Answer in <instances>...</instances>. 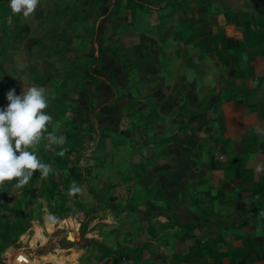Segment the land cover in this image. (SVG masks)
I'll use <instances>...</instances> for the list:
<instances>
[{"label":"rangeland","instance_id":"374dc122","mask_svg":"<svg viewBox=\"0 0 264 264\" xmlns=\"http://www.w3.org/2000/svg\"><path fill=\"white\" fill-rule=\"evenodd\" d=\"M107 2L0 0V264H143L208 156L222 0H119L95 38Z\"/></svg>","mask_w":264,"mask_h":264},{"label":"crops","instance_id":"0c3cea01","mask_svg":"<svg viewBox=\"0 0 264 264\" xmlns=\"http://www.w3.org/2000/svg\"><path fill=\"white\" fill-rule=\"evenodd\" d=\"M216 15L231 66L210 108L216 136L198 171L185 166L183 214L151 224L143 264H264V0H222Z\"/></svg>","mask_w":264,"mask_h":264},{"label":"trees","instance_id":"16d2710c","mask_svg":"<svg viewBox=\"0 0 264 264\" xmlns=\"http://www.w3.org/2000/svg\"><path fill=\"white\" fill-rule=\"evenodd\" d=\"M119 0H108L107 4L104 5L103 7V11H102V14H101V22L96 26V28L94 29L95 30V38H97V34L100 30H98V28L100 27H104L106 22L108 21V19L111 17V14L113 13V10H114V7L115 5L118 3ZM137 4H140V5H147V6H155V7H158V8H161L164 4L160 3V4H155L153 2H149V0H136ZM105 28V27H104ZM104 28L102 30V33H104ZM100 34V33H99ZM92 55L94 56L95 60H94V63L93 65H91L89 67V69L87 70L89 75L94 77L95 79H97L99 81V77L100 75L98 74V71H102L104 73H106V78L109 79L110 77L111 78H114V80H109L111 82L112 85L116 86L118 81L115 77V67L113 66L114 63H113V58H119L120 62H121V66H122V59L115 55V54H106L102 51H99V53L97 54L96 53V50H94L93 52H91ZM121 66H119L121 68ZM123 67V66H122ZM101 68V69H99ZM127 73V72H125ZM128 75V74H127ZM104 78V76H103ZM88 86L89 87H93L91 82L88 81ZM78 177H81V175H78ZM10 223L5 221V226L6 228H9L10 227Z\"/></svg>","mask_w":264,"mask_h":264},{"label":"water","instance_id":"95a60500","mask_svg":"<svg viewBox=\"0 0 264 264\" xmlns=\"http://www.w3.org/2000/svg\"><path fill=\"white\" fill-rule=\"evenodd\" d=\"M97 54H98V51H97Z\"/></svg>","mask_w":264,"mask_h":264}]
</instances>
